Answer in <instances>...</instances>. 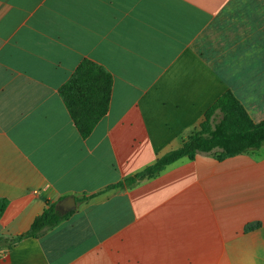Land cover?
Here are the masks:
<instances>
[{"label": "crops", "instance_id": "crops-1", "mask_svg": "<svg viewBox=\"0 0 264 264\" xmlns=\"http://www.w3.org/2000/svg\"><path fill=\"white\" fill-rule=\"evenodd\" d=\"M84 59L113 78L86 139L59 96ZM226 91L264 120V0H0V264H264V143L113 187ZM68 196L66 219L7 246Z\"/></svg>", "mask_w": 264, "mask_h": 264}, {"label": "trees", "instance_id": "trees-1", "mask_svg": "<svg viewBox=\"0 0 264 264\" xmlns=\"http://www.w3.org/2000/svg\"><path fill=\"white\" fill-rule=\"evenodd\" d=\"M113 85L112 75L101 65L84 59L68 81L59 89V96L76 129L86 139L95 126L107 114ZM264 143V120L254 124L243 106L230 91H226L206 112L204 120L180 148L171 151L156 162L114 185L125 188L144 178H153L166 166L196 155H211L218 161L258 149ZM87 200L84 198L83 201ZM7 201L0 199V218ZM70 213V212H69ZM61 214L57 204H47L42 214L31 224L29 230L8 240L7 246L26 238H38L69 216ZM7 239L0 237V243Z\"/></svg>", "mask_w": 264, "mask_h": 264}, {"label": "water", "instance_id": "water-1", "mask_svg": "<svg viewBox=\"0 0 264 264\" xmlns=\"http://www.w3.org/2000/svg\"><path fill=\"white\" fill-rule=\"evenodd\" d=\"M75 207H76V204L72 196L65 197L57 205V208L61 214L69 213L73 211Z\"/></svg>", "mask_w": 264, "mask_h": 264}]
</instances>
